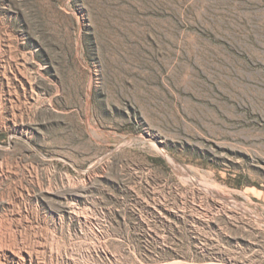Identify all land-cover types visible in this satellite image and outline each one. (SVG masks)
<instances>
[{"label":"rangeland","instance_id":"rangeland-1","mask_svg":"<svg viewBox=\"0 0 264 264\" xmlns=\"http://www.w3.org/2000/svg\"><path fill=\"white\" fill-rule=\"evenodd\" d=\"M0 264H264V0H0Z\"/></svg>","mask_w":264,"mask_h":264},{"label":"bare ground","instance_id":"bare-ground-1","mask_svg":"<svg viewBox=\"0 0 264 264\" xmlns=\"http://www.w3.org/2000/svg\"><path fill=\"white\" fill-rule=\"evenodd\" d=\"M155 209V208H154ZM157 211V210H156Z\"/></svg>","mask_w":264,"mask_h":264}]
</instances>
